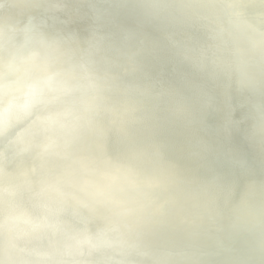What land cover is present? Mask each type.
<instances>
[{
	"label": "clouds",
	"instance_id": "1",
	"mask_svg": "<svg viewBox=\"0 0 264 264\" xmlns=\"http://www.w3.org/2000/svg\"><path fill=\"white\" fill-rule=\"evenodd\" d=\"M0 264H264V0H0Z\"/></svg>",
	"mask_w": 264,
	"mask_h": 264
}]
</instances>
